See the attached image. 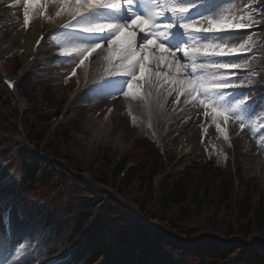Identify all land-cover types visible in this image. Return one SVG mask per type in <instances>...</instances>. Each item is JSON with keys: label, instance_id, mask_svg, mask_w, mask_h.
I'll use <instances>...</instances> for the list:
<instances>
[{"label": "rangeland", "instance_id": "obj_1", "mask_svg": "<svg viewBox=\"0 0 264 264\" xmlns=\"http://www.w3.org/2000/svg\"><path fill=\"white\" fill-rule=\"evenodd\" d=\"M245 4L253 5L254 7V0H244ZM232 3V4H231ZM231 4L230 10L228 14L226 15L228 18H235L239 20L238 18L243 17V7L240 6V0L238 1H231L227 0L225 2L220 3V5H216V8H221L222 6ZM159 5V1L151 2V8L153 6ZM150 7V6H149ZM257 8V7H254ZM204 16H206L204 14ZM242 20V19H241ZM36 25H34V28ZM33 29H24V34L27 36H31L33 34ZM251 42L256 43L258 42L257 35H255L253 32L250 33ZM53 39V38H51ZM242 39V36L240 34H232L228 35L223 38H217V42H227L230 45L235 44L236 42L240 41ZM55 40V43L60 40V37L53 39ZM64 45L59 47V44H56V49H59V53L61 49L64 48H74L77 47V45L74 42H70L69 40H63ZM257 41V42H256ZM165 43V42H163ZM75 44V45H74ZM167 45V43H165ZM139 50V48H138ZM4 56H10V54H6L4 51ZM15 53V54H14ZM14 55H23V59L26 57V51L25 48L22 47L16 52H14ZM21 53V55H20ZM76 54V53H75ZM76 62V60H74ZM238 62L243 63L244 60H233V59H226L224 58L220 62ZM186 64L185 62H182ZM73 65L71 61H69L65 65V69L59 68L57 72H59L58 75L49 76L48 78H44L42 76H36L41 75V72L38 71L40 68H34L35 75L33 78H29L26 82H21L19 84L21 93L25 94L27 96L26 99V108L28 111L35 112L37 114H44V113H52L57 108H60V110L63 109L65 106L64 99L67 96V93L62 88L61 83V77L63 78L64 75L60 76L61 70L66 71L67 68H70ZM76 65V63H74ZM174 66V65H173ZM200 71L197 72L199 74ZM184 75H187L186 71H183ZM252 74V73H251ZM53 75V74H52ZM80 76V74H78ZM250 75V74H249ZM244 76L241 80H239V83H246L248 80V76ZM140 77L138 83L140 86H144V80H143V74H138ZM84 78L83 75L80 76V78ZM40 79L41 81H35L34 79ZM131 79V78H129ZM128 79V80H129ZM237 83V82H236ZM85 86V85H84ZM53 88H57L59 90V95L56 97H52L50 91ZM127 89V85H126ZM29 92V93H28ZM135 89L133 92L129 93L128 96H125L128 102H131L135 100ZM171 101L172 103L170 106H166V100L162 98L160 101L159 106L155 105V102H151L147 109H144L141 106H131L129 110V118L127 117L128 114L123 111V117L125 121H127L129 125V130L126 128L123 132L114 129L113 123H106L101 121L99 124V128L92 133V129H90L88 132H84L81 130V127L83 125V122H81V112H77L73 109V105L69 106L67 114L65 115V121L62 124L66 130L69 131L70 135V141L65 145L62 141L58 143V146L56 147L57 151L59 153H65L64 158H69L71 161H67V163L73 167V168H81L85 172H87V176H89L90 179H93V181H98L100 179L106 180L107 182L111 183L112 180L110 178V161L108 163V158H111V155L114 157L120 156L121 153H118L119 151L125 152L126 149L131 145V148L129 149V152L125 155L123 153L122 156L127 158L128 160H131V165H133V160L136 158V154L140 153L142 150L140 149V146L136 145V140L140 139V137L143 136L144 132H146L148 129L146 128L144 121L148 120L150 123L151 129L149 127L150 131H153L154 134V140H157L158 144V153L160 156L163 157V163L162 165L167 166V172H172L174 170V166L170 167L168 165L171 158L173 160L182 159L180 161L179 168L177 170H180L183 168V166L190 164L191 162H205L207 159L210 158V151L214 149V147H220L219 141L221 140L225 146H227L226 139L224 138V133L221 134L217 129V123H220L221 118H218L217 121H213L211 115H205V108L199 103V99H205L204 97H199L196 101H193L190 96H184V98L187 99L186 103H190L189 106H178V100L181 98V92L179 94V98L177 99V92L175 91V86L171 90ZM124 94V93H123ZM166 95V93H165ZM134 96V97H132ZM164 97V96H163ZM245 97V94L240 92L237 93L236 96L231 100L228 99V97L225 96L223 103L225 107H233L232 102L234 103L236 114L241 117V121H237L236 117H231V120L235 121L237 124H239L241 127V122L243 123L242 130L240 131L237 127H231L226 131L224 129V132L227 133L229 136L228 138L233 139L236 141V145L239 147V150L237 149L236 154L238 156L241 155L240 159H237L232 165H230V170L232 171V174L235 175L237 178L240 179L241 185L239 184L234 188V196L236 200H239L243 190L244 186L246 185V181L248 179H252L254 184L258 185V194L256 196V200L264 206V100L257 99L260 101L255 100L251 103H244V104H236L237 101H239L241 98ZM64 105H63V104ZM61 105V106H60ZM90 107V106H89ZM88 107V108H89ZM93 108V107H90ZM103 111L106 112L108 107L102 106ZM207 111H211L209 108ZM91 114L90 112H88ZM34 117H30V119H33ZM111 120V119H110ZM96 129V128H95ZM116 131L115 133H113ZM0 133H3V135L0 137V141L6 142L8 140L7 136H12V139L15 141V146L18 138V131H13L7 127L4 126V122L0 119ZM125 134V139L122 140V137ZM121 135V136H119ZM223 135V136H222ZM153 137V136H152ZM50 142V141H49ZM48 142V143H49ZM55 142V141H52ZM133 142V143H132ZM132 143V144H131ZM10 148V147H9ZM10 148L9 151H11ZM223 149H220L222 151ZM70 152L73 154V158L70 157ZM16 154V150L14 151ZM118 153V154H117ZM61 156V154H60ZM121 156V157H122ZM10 160V159H8ZM182 162V163H181ZM65 165V164H64ZM107 165V166H106ZM13 170L9 174V178H7V172H3L0 175V182H2V186L0 189L7 187L9 182L17 177L18 174H20L19 167L16 164H13ZM6 167V166H5ZM233 167V169L231 168ZM47 170V169H46ZM45 171V170H44ZM54 179H51V182H54V185H50V182L48 184H45V186H42L45 190L44 192L46 194L52 193L54 190L55 197L62 195L68 197L71 193L72 189L71 187H68V184H64L65 180L64 178L54 175ZM165 177H161V180ZM191 178L194 182L193 184L197 183L199 176L195 173H191ZM18 179L21 180V174L18 176ZM118 182V181H117ZM57 184L58 186H56ZM79 194V196H82L81 192L76 190ZM109 193L115 194V192L111 189H108ZM72 196V195H71ZM121 198L125 199L127 202H138L139 195L137 194V190L134 187V185L130 186L128 190L123 189V192L121 193ZM63 203H67L66 200L62 201ZM152 213L149 217L155 215L158 208L155 210L156 205L152 207ZM13 212V222L15 224V233L20 238V243L24 242L25 240L32 239V244L30 245V249L34 250L35 246L37 245V242L40 240L39 237V231H37L36 227L38 225L34 221V218L29 213L27 216L22 217V214L18 213L16 207H12ZM55 211V209L53 208ZM57 210L60 212H63L65 208L63 207H57ZM155 210V211H154ZM176 211V210H173ZM172 211V212H173ZM95 213L96 215L104 213V207H100L96 209ZM233 214V213H232ZM95 215V216H96ZM166 215V214H165ZM165 215H160L159 213L157 216L161 219H165ZM216 218H215V232H210L208 230H204L203 227H208L206 221L203 222V220H206L207 217H209V214L207 217L203 219L197 220L195 218V214L193 217V221L197 223V228H194V231L190 229L191 240H194L192 244L199 243L202 237L208 236L212 238L213 240H219L221 239L220 236H224V233L219 234V232L222 231V229H225L228 222L231 220V215L225 214V213H217L215 212ZM169 219H166L169 221V224L172 225V220H174L171 217H174L177 219L183 218L177 213H173L172 215L167 214ZM235 216V215H234ZM233 215H232V221H233ZM191 221V220H190ZM226 221V222H225ZM163 222V221H162ZM1 224V223H0ZM87 223L86 225H88ZM157 224H161L160 222ZM22 225L23 228H19V226ZM164 226V223L162 224ZM1 226V225H0ZM168 226V225H166ZM177 229H179L177 227ZM87 233H92L90 231V225L86 228ZM189 230H186V232ZM147 233H151L150 231H146ZM196 232V233H195ZM178 233V232H176ZM114 236V233L112 230L109 229L107 231L106 237L107 240H109L110 236ZM220 235V236H219ZM149 236V235H148ZM259 240V237L256 238ZM2 240V243L0 242V264H5L12 261L13 255L11 254V247H7L8 241L7 239L1 235L0 230V241ZM184 242L185 239H182ZM207 245V244H206ZM30 250V251H31ZM106 258V257H105ZM10 259V260H9ZM105 260V259H104ZM110 258H107V261H109ZM103 261L100 263L102 264Z\"/></svg>", "mask_w": 264, "mask_h": 264}, {"label": "snow or ice", "instance_id": "obj_2", "mask_svg": "<svg viewBox=\"0 0 264 264\" xmlns=\"http://www.w3.org/2000/svg\"><path fill=\"white\" fill-rule=\"evenodd\" d=\"M61 4V10L56 15L60 16L65 11L63 5L66 4L68 5L67 13L71 17L68 23L62 24L63 28L75 26L85 33L111 34V38L91 46L61 49V56H71L75 52L81 57L80 64H83L84 60L97 49H101L102 44L106 43V54L103 55V59L107 62L108 67H105V72L108 75H121L131 78L128 80V91L124 93L125 96L139 87L140 77L137 73L139 71L140 74H143L146 71L148 51L154 52L153 61L157 69H161V62L165 61L166 56H171L173 58L171 65L175 66V70H170L168 77H170V83L175 86L177 99L181 92L190 96L193 101L202 96L205 99H199V103L205 108V115H211L214 122L218 118H222L227 124L233 116L236 117L237 121H241V117L236 114V106L225 107L223 100L225 95L229 94L227 90L237 89L241 86L235 82L237 75L233 70L240 69L243 65L231 61L220 62L214 58L239 56L243 51V46L211 40L201 42L198 34L239 32L250 27L249 24L227 16H204L188 19L179 23V28L189 37V43L183 48L173 49L163 43V40L168 36L170 29L175 26L176 18L185 17L192 5L180 3L179 0H169L166 4L153 6L146 15H141L132 10L133 0H61ZM30 6V0H25V26L29 24L28 8ZM125 9L129 19L124 22L90 23L86 19L93 13L103 12L105 15H112ZM166 14L171 15V21L164 19ZM138 33L142 35L138 36ZM240 35L244 34L240 33ZM138 48L139 51H137ZM178 53H182V56H178ZM197 56L202 57L204 61L199 65L195 62L192 63L193 69H200L199 74L195 71L187 73V75L177 74L181 68L187 67L186 64L181 63V59L187 60L189 57ZM221 70L226 71L221 72ZM150 75L159 76L160 72L150 73ZM247 99L249 98L245 96L236 104H244ZM209 108L211 109L210 112L207 111ZM241 127H243L242 122ZM217 129L221 130L219 123H217Z\"/></svg>", "mask_w": 264, "mask_h": 264}, {"label": "trees", "instance_id": "obj_3", "mask_svg": "<svg viewBox=\"0 0 264 264\" xmlns=\"http://www.w3.org/2000/svg\"><path fill=\"white\" fill-rule=\"evenodd\" d=\"M43 119V117L38 118L41 122L44 121ZM29 132L32 144L38 142L40 136H36L39 132H36L35 125L30 127ZM61 137L65 138L63 133L61 134ZM147 170H149L148 174ZM192 172H195L199 176V178H197L198 182L195 184L192 183L194 182L191 178ZM32 173L33 170H30L28 177H32ZM154 173V168H149L148 164L145 162L138 169L132 171L126 176L123 181V187L128 190L130 186L134 185L137 190V194L139 195V199L142 201L148 200V198L152 195L151 177ZM101 183L105 182L102 181ZM230 187L231 181L225 172H223L220 168L215 167L210 162L203 164L199 162H192L190 166L186 167L182 173L175 177L171 182L166 180L161 184V197L155 208V210L157 208L158 210L153 218L151 216L147 220L152 223H162V221L170 218L167 214L172 215L173 213H177L183 218L181 219L177 217V219H175L174 217H171L174 219L172 220L171 231L178 232L187 240H190L192 235V233H190V229L186 232V230H178L177 227L179 228L184 224L181 228L183 229L188 228L189 224H193V222L187 224V221H190V218L194 217V215H190L189 208V206H193L196 211L195 218H197V220L203 219L209 214V217H207L206 220H203V222H207L210 232H215V212L217 211V213L228 214V211L230 210L228 208V201L230 200ZM253 188L255 189L253 192H251L249 185L245 188V193L242 200L239 202V214L236 219V226L234 230L227 225L225 229H222V231L219 232V234H225L224 236H219L224 241V243L221 244L226 246H216L215 248L212 246L205 247L204 245L209 244L210 242H215L216 240H213L208 236L202 237L198 246L197 244L192 245L194 246L192 256L195 260L191 261L190 257L187 256L183 258L182 264H219L218 259L226 261L229 257L232 259L234 258L236 264H264V241L256 242L254 246H244L239 242H232L228 245L225 244V240H230L231 236L234 235L240 238H246L247 241H249L250 235L253 231L260 233L264 237L263 205L257 203L256 207L253 206V198L256 195V187ZM22 191L23 189L21 192ZM201 191L204 193L203 200L200 199ZM213 200H216L217 204L215 211L211 208ZM205 203L208 205L207 208H203ZM173 209L176 211H173ZM110 210L111 207L109 206L107 211ZM158 213L161 216L166 214L165 219L159 218L157 216ZM144 218L146 219L145 216ZM100 221H105V217L102 216ZM121 230L122 228H118V226L116 227L115 231L118 236L121 235ZM191 230L194 231V229ZM161 238L168 239V236L163 233ZM124 239L127 240L128 237H125ZM174 243L179 244V241L175 240ZM184 244L187 245L186 243ZM93 247L92 255H95V251L105 248V245L103 242H100V238L98 237L93 244ZM237 249H241L243 252L240 255H237L234 252V250ZM159 251L162 250H160V245H157L156 252L158 253ZM163 253L167 257V252L163 251ZM164 255L161 254L162 257H164Z\"/></svg>", "mask_w": 264, "mask_h": 264}, {"label": "bare ground", "instance_id": "obj_4", "mask_svg": "<svg viewBox=\"0 0 264 264\" xmlns=\"http://www.w3.org/2000/svg\"><path fill=\"white\" fill-rule=\"evenodd\" d=\"M169 1V0H168ZM24 4V0H0V61L2 59V56L6 54H12L19 50L20 48L24 47L26 48L27 52H30V49L32 48L33 43L39 36V30L35 32V35L29 37L26 34H24V29L22 28V22L20 21V14H23V12L17 11V8L21 9L22 5ZM45 4V3H44ZM43 4V5H44ZM232 4V3H231ZM231 4L222 6L218 10H214L211 14L208 13L207 16H226L230 10ZM46 6L49 8L48 14L46 17V20L50 23H55L50 28L55 27L59 22L65 20L69 17L67 13V7L68 5H63L65 11L61 13L60 16H57L56 13L61 10L62 4L61 0H49L46 3ZM210 14V15H209ZM21 16V15H20ZM201 18V17H196ZM88 22L91 20V16L86 18ZM57 22V23H56ZM43 25V23L41 24ZM42 33V32H41ZM201 42H208L210 38H206V34H198ZM206 38V39H205ZM185 40L187 43H189V37L185 34ZM246 42V49L249 47V42ZM49 46H44L43 50L40 51L39 57L41 61L40 69L38 71L41 72V75L49 76L48 74L53 72V74L56 73V63L58 62L57 55H55V49L54 46L51 45L49 42H47ZM92 45V44H91ZM104 50V51H102ZM245 50V49H243ZM96 55L94 56V65L95 67L92 68V71L95 72L93 74V77L103 71L105 68L101 70L100 64L102 62L103 55L106 54V48L102 47L101 49L96 50L94 52ZM148 59L146 61L147 67L146 71L143 73L146 78V82H148L151 86V88H147V93L153 96L152 100L160 101L162 96L165 95V99H170L172 93H170V90L174 85L170 83V77H168V73L170 70L174 71L175 68L170 66V63L172 61L171 56H166L165 61L161 62V69H157L155 66V63L153 61V51L147 52ZM202 57H189L188 61L191 63L190 67H192V63L195 62L196 64L198 61H201ZM204 62V61H203ZM105 65V63L103 64ZM168 65V66H165ZM29 67V66H28ZM108 67V66H106ZM25 69H27V66L24 67L22 72H25ZM182 69V68H181ZM181 69L179 70L178 75L183 74L181 72ZM30 70V69H29ZM160 72V75H150V73ZM34 73V72H30ZM139 73V71H138ZM184 75V74H183ZM89 76L92 78V76L89 74ZM93 80V78H92ZM102 85L98 84L96 87H101ZM94 86H92V89L89 90H80L76 95L74 96L73 100H78L80 97L85 95L86 92L94 91L99 93L102 98H99L97 101L96 99L92 101L91 106H94L93 108H90L89 110L81 113V122H83V125L81 127V130L84 132H88L90 129H92V133H94L98 128L101 121L106 122L108 124L113 123L114 129L117 130V132L121 131L123 132L128 128L129 125L127 121H125L123 117V111L126 112V114L129 113L131 106H143L146 104V101H142L141 103H136V101L128 102L127 99L124 96V92L122 90V87L113 88V87H104L102 89H96ZM104 89V90H103ZM97 90V91H95ZM103 90V91H102ZM102 91V92H101ZM137 94L140 95V98L142 97V89L137 88ZM52 97H56L59 94V90L57 88H53L50 91ZM186 98L181 99V103H184L185 106L190 105V103H187ZM172 101L168 102V106ZM180 103V102H179ZM81 106V105H76ZM102 106H107L108 109L106 112L103 111ZM147 106V105H146ZM80 108V107H78ZM84 110V109H80ZM90 112L91 114H89ZM129 115L127 117L129 118ZM111 119V120H110ZM96 128V129H95ZM114 131L113 133H115ZM121 136V135H119ZM122 137V140L125 139V134ZM23 228L22 225L19 226V228Z\"/></svg>", "mask_w": 264, "mask_h": 264}]
</instances>
